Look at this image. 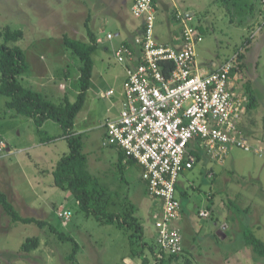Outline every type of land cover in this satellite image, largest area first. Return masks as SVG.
<instances>
[{
    "label": "rangeland",
    "instance_id": "1",
    "mask_svg": "<svg viewBox=\"0 0 264 264\" xmlns=\"http://www.w3.org/2000/svg\"><path fill=\"white\" fill-rule=\"evenodd\" d=\"M126 1L127 6L129 0ZM156 3L154 39L169 41L172 34L180 33L181 26L164 12V4L170 6L171 3L166 0H156ZM178 5L180 12L194 14V25L202 28L203 40L196 46L198 64L227 60L231 54H237L242 42L249 37H252L250 45L254 51L247 54L248 58L258 52L253 47L259 49L257 42L264 36V16L259 2L249 17H246L247 11H240L223 0H182ZM124 7L125 2L112 0L104 3L97 0H0V27L9 26L23 32L16 45L24 52L29 69L19 77V82L41 92L54 104L62 103L65 97L72 103L78 92L81 63L64 46L63 37L89 41V30L97 37V49L91 55L90 86L73 130L81 134L87 170L109 191L107 212L121 213L133 204L134 214L143 226L144 239L150 243L149 237L155 233L150 211L153 203L146 195L139 168L134 166L126 174L120 172L105 154L109 149L103 148L105 132L101 126L119 113L124 82V67L114 57L120 39L116 21L124 20L126 15L129 22L137 21L129 7ZM108 33L113 36L111 40L106 39ZM263 64L264 61H260L256 68L260 79L258 83L255 80L262 109L254 111L255 126L249 128L258 141L259 135L264 137ZM247 66L253 73L251 79H256L254 65ZM7 101L8 98L0 94V143L6 145L0 152V190L12 201L11 193L17 198L25 195L29 205L38 208L37 219L46 221L48 226L40 228L30 224L21 227L16 236L3 234L4 230L0 229V250L7 244L15 247L26 237H36L39 245L29 256L36 264H142L143 256L130 255L124 230L115 224H102L92 217H84L70 193L54 186L51 172L68 152L59 125L47 120L40 135L31 119L11 116L13 112L5 106ZM249 130L241 131L256 144ZM211 169L214 178L208 176ZM123 175L125 178L121 181ZM28 181L35 193L32 199L26 190ZM175 195L181 205L182 219L178 225L184 249L170 264H264V258L257 256L243 237V232L250 230L264 243V157L238 149H232L223 162H212L205 157L192 171L179 176ZM204 211L211 215L200 217L199 213ZM62 212L69 214L66 220L59 217ZM0 222L4 221L0 219ZM223 224L228 229H221ZM50 227L76 243L75 262L66 259L73 243L58 239ZM218 231L225 238L219 236ZM146 255L150 258L148 253Z\"/></svg>",
    "mask_w": 264,
    "mask_h": 264
},
{
    "label": "built area",
    "instance_id": "2",
    "mask_svg": "<svg viewBox=\"0 0 264 264\" xmlns=\"http://www.w3.org/2000/svg\"><path fill=\"white\" fill-rule=\"evenodd\" d=\"M260 5L264 12V0ZM130 14L142 23L132 43L120 44L114 52L125 71L124 100L117 118L103 125V146L116 147L135 161L148 197L159 202L153 215L154 256L159 261L182 251L181 205L175 186L197 162L191 144L212 162H223L231 149L263 158L264 146L250 142L239 127L249 101L232 85L237 54L215 71L202 72L196 46L203 35L194 25V14L176 11L172 16L181 26L178 48L154 39V0H131ZM112 38L106 35L107 40ZM5 148L1 142L0 152ZM58 215L65 220L69 216Z\"/></svg>",
    "mask_w": 264,
    "mask_h": 264
},
{
    "label": "trees",
    "instance_id": "3",
    "mask_svg": "<svg viewBox=\"0 0 264 264\" xmlns=\"http://www.w3.org/2000/svg\"><path fill=\"white\" fill-rule=\"evenodd\" d=\"M223 1L234 8L237 7L240 11H247L246 17H249L254 12L256 4L259 2L260 5L261 0ZM261 13L264 12L261 11ZM198 30L203 34L200 27H198ZM88 35L89 41L73 39L68 36L63 37L64 46L81 63L78 76V92L74 102H69L65 97L62 103L54 104L46 99L41 92L26 88L19 82V77L29 69L24 52L16 45L22 38L23 32L11 29L9 26L0 27V94L8 98L5 106L13 112L11 116H22L31 119L40 135H42L41 128L47 120L55 121L59 125L62 131L61 137L67 142L68 152L57 161L51 172L53 184L60 190L70 193L84 217H92L102 224H115L118 228L124 230L128 236L130 255L132 257L143 256L142 264H149L151 261L152 264H170L178 255L165 257L159 261L156 260L154 245L144 239L143 226L134 214L136 209L133 204H129L121 213L107 212L109 191L104 186H100L97 178L87 170V157L82 153L81 134H75L73 127L75 118L85 103L86 93L89 89L93 72L91 55L98 45L97 37L90 30L88 31ZM251 38L249 37L246 41L242 42L237 51V70L235 72H238V69L243 67L242 61L249 48L248 45ZM251 107H253V104L248 102L247 110ZM49 140L46 139L45 141ZM194 154L198 160L199 154L195 152ZM123 157L126 156L123 155ZM117 166L120 169L121 166L118 164ZM175 189H177V185ZM0 207L12 223L35 224L40 228L48 226L47 222L42 219L19 215L1 190ZM49 230L56 234L58 239L73 243V249L66 259L70 262H75L78 246L73 239L57 233L51 227ZM243 237L245 244L251 247L257 256L264 258V243L255 238L250 230L244 231ZM38 245V238H27L21 245V251L29 253L36 249ZM146 253L150 255V258Z\"/></svg>",
    "mask_w": 264,
    "mask_h": 264
},
{
    "label": "crops",
    "instance_id": "4",
    "mask_svg": "<svg viewBox=\"0 0 264 264\" xmlns=\"http://www.w3.org/2000/svg\"><path fill=\"white\" fill-rule=\"evenodd\" d=\"M97 1H101L102 3H104V2H110L111 0H97ZM166 1L171 3L170 6H167L164 4V8H163L167 18H169L170 16L172 17L176 11H179L177 6H179L178 3L181 2L182 0H166ZM112 2H125L124 8L127 9L129 7V10H130L131 0H129V3L127 6H126V4H127L126 0H112ZM154 3H155V9L157 11L156 0H154ZM162 4H163V2H162ZM186 12H188V11H186ZM261 14H263V16H264V13H261ZM88 16L89 15H87V17ZM116 22H117V30H118L116 32L118 33V36L120 37L119 45L125 44V43H129V44L132 43L133 38L136 35H138L140 32L139 27H140L142 21L141 20H137V21H131L130 20V22H129L127 19V15H126V18L124 20L123 19H119V20L117 19ZM200 29L202 30V28H200ZM115 33H114V35H115ZM157 42L163 43V44H169V45H172V46H175L178 48L179 42H180V33L179 34H172V36L169 38V41H165V40L164 41H158L157 40ZM257 43H259V45H258L259 49L256 46H254L253 48L255 50H257L258 52H256L254 54L253 58L249 59L247 54L250 53L251 51H254L253 49L251 50V45H250L251 41H250V44L248 45L249 48H248L247 52L245 53L244 59L242 61L243 67L241 69H238V72L234 73L232 75V85L238 91V94L243 95V96H247L249 103L253 104V107H251L250 109L248 108V110L246 109L245 114L240 119L239 127H240V130H242V131H243V129L246 130L247 128H248V130H249V128L253 129V127L255 126L254 125L255 119L253 117L255 115L254 111H258L259 109H262L261 108V102L258 99V96L256 93V90H257L256 82L258 83V81L260 79V77L258 75V71L256 68L259 66L260 61L261 62L264 61V53L260 52V51L264 50V36H262ZM261 46H262V49H260ZM262 56H263V58H262ZM230 57H232V54L228 58H230ZM221 63H222V60H220L219 62L210 60L204 64H198V63L197 64H198V67L200 68V70L202 72L208 73V72L215 71L221 65ZM252 64L255 67V75L257 76L256 79H255V77H253V79H251V77L253 76V73L248 69V66H247V65H252ZM261 66H263L262 70L264 72V64ZM124 79H125V71H124ZM255 80H256V82H255ZM247 88L249 90L248 92H247ZM123 100H124V97H123V85H122L121 101H120L121 107H122ZM118 114H117V116H118ZM117 116L112 118V119L117 118ZM103 125L101 126V128L105 132ZM249 132H250L249 133L250 138L256 144H258V145L261 144L264 146V137H261L259 135L260 141H258L257 139H255L253 137L254 132H252L251 130H249ZM104 135H105V133H104ZM103 148L109 149L107 152H105V154H107L109 156V161L113 162V164H115L116 166H117V164L119 166H121L119 169L120 172H124V174L130 173V171L133 169V167L137 166L139 168V177L141 176V172H142L141 167L135 161L130 160V159L128 160V158L123 157L124 154L121 150H119L116 147H103ZM190 148H192L195 153L199 154V159L197 160L196 163L200 162L202 159L205 158L201 148L198 145L191 144ZM8 153H10V151H8ZM101 155H103V154H101ZM194 166H193V168H194ZM193 168L189 171H192ZM185 172H188V171H185ZM185 172H183V173H185ZM209 172L210 173H208V176L210 178H212V177L214 178V171L211 169ZM124 176L125 175L121 176V178H120L121 181L124 180V178H125ZM121 183H124V182H121ZM126 183L127 182L125 180V184ZM177 184H178V181H177ZM31 186L32 185L30 184V181H28L26 190H27V192H29V196L32 199L35 193H34V189ZM3 193L7 196V199L13 205V207L19 213V215H21L23 217H31V218L37 219V216H39V210L37 207L35 208L33 205H29L30 203H29V201L25 195H20V197L17 198L13 193H11V196L13 198V201H12L6 192L3 191ZM127 195H129V194H126V196ZM146 195H147V193H146ZM31 199H30V201H31ZM149 199L153 203V206L150 209V211L152 212V215H154L156 212L159 211V208H160L159 202L156 200H152L151 198H149ZM208 214H209L208 216L211 215L210 212ZM0 219L2 221H4V222H0V229L2 231L4 230L3 234H5L7 232V234L11 233V234H14L16 236V235H19V233H20L19 231L21 230V227H26V226L30 225V224L12 223L10 221L9 217H7L3 213V211L1 210V207H0ZM181 219H182V212H181ZM221 229L226 230V229H228V227L225 224H223V225H221ZM154 230H155V228H154ZM155 235H156V232L149 237L150 243H152L153 245L155 242ZM218 235L225 238V235L221 234L220 232L218 233ZM27 238H29V237H26L25 239H23L21 241V243H19L15 247H10L9 244H7V247H4L3 249H1L0 250V264H1V262H2V264H36L34 259L31 260V257H29L35 249L30 251L29 253H25V252L21 251V245L23 244V242ZM0 248H2V247H0ZM183 249L184 248H183V238H182V250Z\"/></svg>",
    "mask_w": 264,
    "mask_h": 264
}]
</instances>
